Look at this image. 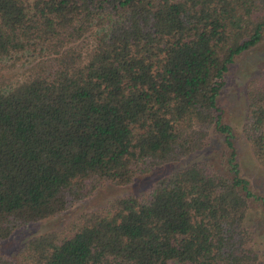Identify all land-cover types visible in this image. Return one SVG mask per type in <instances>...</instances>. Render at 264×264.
<instances>
[{
  "label": "trees",
  "instance_id": "obj_1",
  "mask_svg": "<svg viewBox=\"0 0 264 264\" xmlns=\"http://www.w3.org/2000/svg\"><path fill=\"white\" fill-rule=\"evenodd\" d=\"M264 40V0H0V241L104 184L222 140L141 192L72 214L0 264H260L218 104L233 59ZM241 134L264 170V68Z\"/></svg>",
  "mask_w": 264,
  "mask_h": 264
},
{
  "label": "rangeland",
  "instance_id": "obj_2",
  "mask_svg": "<svg viewBox=\"0 0 264 264\" xmlns=\"http://www.w3.org/2000/svg\"><path fill=\"white\" fill-rule=\"evenodd\" d=\"M264 68V40L236 56L225 75V83L220 92L218 104L221 118L230 124L234 131L236 160L240 171L249 180L250 187L264 196V170L255 161L247 141L241 134V124L246 111L245 84L249 77L258 74ZM222 150L221 136L211 134L210 142L191 154L165 164L155 166L145 173L138 174L127 185L104 184L90 196L77 201L67 211L43 220L18 227L12 235L0 241V252L12 254L22 241L33 234L60 227L67 218L81 210H89L104 204L109 198L126 193H139L159 174L182 166L194 160H209L219 165V154ZM246 223L252 225L255 232L254 247L259 253L260 264H264V223L258 212V205H249Z\"/></svg>",
  "mask_w": 264,
  "mask_h": 264
}]
</instances>
